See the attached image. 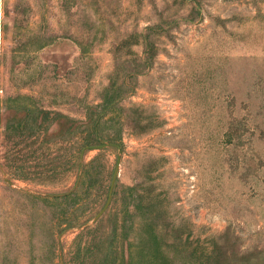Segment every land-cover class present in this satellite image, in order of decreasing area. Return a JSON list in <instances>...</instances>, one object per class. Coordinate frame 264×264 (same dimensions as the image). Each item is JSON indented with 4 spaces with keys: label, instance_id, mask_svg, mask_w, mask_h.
I'll use <instances>...</instances> for the list:
<instances>
[{
    "label": "rangeland",
    "instance_id": "1",
    "mask_svg": "<svg viewBox=\"0 0 264 264\" xmlns=\"http://www.w3.org/2000/svg\"><path fill=\"white\" fill-rule=\"evenodd\" d=\"M0 2V264H264V0Z\"/></svg>",
    "mask_w": 264,
    "mask_h": 264
},
{
    "label": "trees",
    "instance_id": "2",
    "mask_svg": "<svg viewBox=\"0 0 264 264\" xmlns=\"http://www.w3.org/2000/svg\"><path fill=\"white\" fill-rule=\"evenodd\" d=\"M91 128H87V137H86V144L87 145H94L97 144V141L100 139L109 140L110 142H113L112 144H116V140H118V131L117 127L112 131L113 134H111L110 130L113 125H109L107 121H104L101 117L97 119H92L91 122ZM116 131V132H115ZM148 233L145 234V239L139 240L138 243L128 242L125 239L121 243L113 244V242H110V247L104 252V246L103 244L96 246V248L99 251V256L96 257L90 264H131L130 257H131V251L132 247H137L138 253H144L145 254V261L143 264H178L172 259H170L166 252L170 248L167 247L165 242H163L162 236H160L156 229L153 227H150L148 229ZM173 252H182L187 254L188 256H191V251L189 250V246H184L183 248L179 250H175L174 247L171 249ZM264 250H260L259 253H263ZM97 255L93 248L87 247L83 252V258ZM253 256V253L251 252L249 255L245 257V260H248L244 264H253L251 260H249ZM186 257V263L185 264H194L195 260L190 259L189 257ZM84 263L86 260H84ZM133 264V263H132ZM134 264H141L139 262H135Z\"/></svg>",
    "mask_w": 264,
    "mask_h": 264
},
{
    "label": "water",
    "instance_id": "3",
    "mask_svg": "<svg viewBox=\"0 0 264 264\" xmlns=\"http://www.w3.org/2000/svg\"><path fill=\"white\" fill-rule=\"evenodd\" d=\"M104 145H101V146H98V148L100 147H103ZM119 162H120V157L118 158V163L115 167V170H114V173H113V178H112V183H111V187H110V191H109V197H108V200H107V203L106 205L103 207V209L97 214V216L95 217V220H98L102 215L103 213L105 212V210L107 209L110 201H111V198H112V195H113V188H114V185H115V181H116V178L118 176V172H119Z\"/></svg>",
    "mask_w": 264,
    "mask_h": 264
},
{
    "label": "crops",
    "instance_id": "4",
    "mask_svg": "<svg viewBox=\"0 0 264 264\" xmlns=\"http://www.w3.org/2000/svg\"><path fill=\"white\" fill-rule=\"evenodd\" d=\"M0 4H1V2H0Z\"/></svg>",
    "mask_w": 264,
    "mask_h": 264
}]
</instances>
